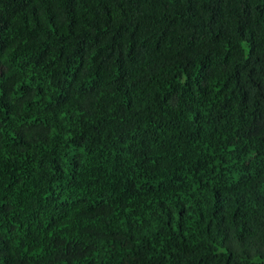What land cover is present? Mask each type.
I'll use <instances>...</instances> for the list:
<instances>
[{
	"label": "trees",
	"instance_id": "16d2710c",
	"mask_svg": "<svg viewBox=\"0 0 264 264\" xmlns=\"http://www.w3.org/2000/svg\"><path fill=\"white\" fill-rule=\"evenodd\" d=\"M0 264H264V0H0Z\"/></svg>",
	"mask_w": 264,
	"mask_h": 264
}]
</instances>
